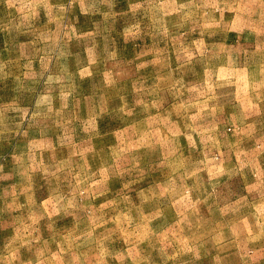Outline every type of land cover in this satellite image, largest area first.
Here are the masks:
<instances>
[{
    "label": "rangeland",
    "instance_id": "1",
    "mask_svg": "<svg viewBox=\"0 0 264 264\" xmlns=\"http://www.w3.org/2000/svg\"><path fill=\"white\" fill-rule=\"evenodd\" d=\"M0 264H264V0H0Z\"/></svg>",
    "mask_w": 264,
    "mask_h": 264
}]
</instances>
